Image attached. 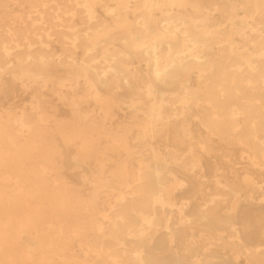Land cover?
I'll use <instances>...</instances> for the list:
<instances>
[{
  "label": "bare ground",
  "instance_id": "obj_1",
  "mask_svg": "<svg viewBox=\"0 0 264 264\" xmlns=\"http://www.w3.org/2000/svg\"><path fill=\"white\" fill-rule=\"evenodd\" d=\"M0 264H264V0H0Z\"/></svg>",
  "mask_w": 264,
  "mask_h": 264
},
{
  "label": "rangeland",
  "instance_id": "obj_2",
  "mask_svg": "<svg viewBox=\"0 0 264 264\" xmlns=\"http://www.w3.org/2000/svg\"><path fill=\"white\" fill-rule=\"evenodd\" d=\"M229 33H230V36H229V41H231V42H236V41H238V39H239V36H238V34H237V32L234 30V29H230L229 30ZM30 95H20V94H18V92L16 93V96L14 97V99L15 100H17V101H19V100H22V101H24L25 103H29V100H30V97H29ZM193 129L195 130V131H197L199 128L197 127V126H193ZM207 163H209V164H211L212 163V159H210V158H207ZM225 166V165H224ZM237 167L238 166H240V164H237L236 165ZM86 187H88V186H86Z\"/></svg>",
  "mask_w": 264,
  "mask_h": 264
}]
</instances>
